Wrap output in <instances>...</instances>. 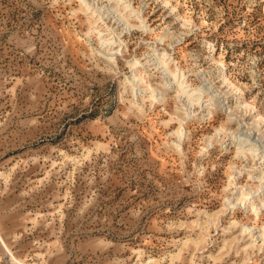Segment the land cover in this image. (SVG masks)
<instances>
[{
    "label": "rangeland",
    "instance_id": "rangeland-1",
    "mask_svg": "<svg viewBox=\"0 0 264 264\" xmlns=\"http://www.w3.org/2000/svg\"><path fill=\"white\" fill-rule=\"evenodd\" d=\"M87 1L0 0V264H264V0Z\"/></svg>",
    "mask_w": 264,
    "mask_h": 264
},
{
    "label": "bare ground",
    "instance_id": "bare-ground-1",
    "mask_svg": "<svg viewBox=\"0 0 264 264\" xmlns=\"http://www.w3.org/2000/svg\"><path fill=\"white\" fill-rule=\"evenodd\" d=\"M81 4H83V5H85V7H87V9L88 10H93V14H94V16H96L97 18H98V22L101 20V21H103L104 22V19H108V18H110L111 16V14H115L113 17L116 19V21L118 22L117 24H119L121 27H123V29H122V31H128V32H130L132 29H134V27H136L135 25H133L131 22H130V20H128V18H126L125 17V14H123L121 11H119L118 9H116L115 7H114V9H112L111 7L110 8H108L107 10H108V12L106 13L105 11L106 10H104V9H106V8H103V7H100V6H96V5H94V4H91V3H89V1H87V0H81ZM109 2H110V4H111V6H112V4H113V2H115V3H117L120 7H123V9L127 12V14H129V15H131V17L132 18H134V19H136L137 21H139L140 22V25L139 26H137L139 29H145L146 27H145V23H144V18H143V15H142V11H140V10H136L133 6H132V3H131V1L129 0V1H124V0H109ZM113 17H112V19H113ZM131 19V18H130ZM107 25V24H106ZM118 25V26H119ZM119 26V27H120ZM107 27V26H106ZM120 27V28H121ZM114 29V28H113ZM112 29V30H113ZM111 30V31H112ZM98 31V30H97ZM96 31V32H97ZM120 31V30H119ZM100 32V31H99ZM98 32V33H99ZM123 32V33H124ZM100 34V33H99ZM105 34V33H104ZM106 34H108V33H106ZM111 35H113L111 38H108V35L106 36V35H100V40H101V42H102V50H101V52L109 59V60H111V61H115L116 60V58H117V55L120 53V54H122L123 53V44H124V41L122 40V35L121 34H119L118 32H117V30H113L112 31V33H111ZM106 36V37H105ZM110 37V36H109ZM119 47V49L116 51V48H118ZM101 49V48H100ZM104 50L106 51H108V52H111V53H108V54H106L105 52H104ZM155 56H156V60L158 61L157 63L158 64H156V66L157 65H159V66H162L161 68L163 69V73L165 74L166 73V75H169L170 76V78L169 77H167V76H165V77H167V78H169L168 80H169V82L172 84V82H175V84L177 83V85H178V91H177V93H179V97L181 98V97H185L186 99V101H185V103H183V104H185V106H186V108H187V112H188V115L191 113V112H193V110H194V108H195V106H196V104H199L200 102H201V100H202V96H199L198 94H196L195 92H192L191 93V91H188L187 90V87H186V82L184 81V80H182V81H180V77H184V74H182V75H180V77H179V75H178V70H179V68H177V72H175V71H172L171 70V67H170V64L171 63H168V61H169V59H170V56L165 52V53H161V54H155ZM153 60V59H152ZM155 60V59H154ZM139 64L141 65V63H140V61L138 60V61H136L135 62V64H133V66L135 67V69L137 68V65L139 66ZM145 64H143V66H144ZM161 69V70H162ZM137 71V70H136ZM162 73V74H163ZM181 74V73H180ZM164 76V75H163ZM134 77V76H133ZM164 77V78H165ZM138 79V78H137ZM136 79V80H137ZM143 80V78H141V79H138L137 81H142ZM144 81V80H143ZM131 82H135L134 80L133 81H131ZM168 82V81H167ZM168 82V83H169ZM174 84V83H173ZM167 85V84H166ZM165 85V86H166ZM170 86V84L168 85V87ZM202 88V87H201ZM151 89V92L153 93V97L152 98H154L155 100H157L158 98H157V95L155 94L156 93V90L154 89V88H150ZM203 89V88H202ZM133 90H136L135 89V87H134V89ZM204 90V89H203ZM137 91V90H136ZM199 92H203L202 90H200ZM161 96H163V94H161ZM209 100V99H208ZM207 100V101H208ZM213 100V99H212ZM211 100V101H212ZM207 111L209 112V114H211V110L208 108L207 109ZM184 112H186V110L184 111ZM206 116V115H205ZM184 118V117H183ZM183 126V125H182ZM181 126V128L182 129H180V133H179V139L177 140V145L179 146V147H181L182 146V138H183V135H184V133H183V127ZM178 133V132H177ZM246 139V138H245ZM240 140H243V137L240 139ZM248 141V140H247ZM240 142V141H239ZM238 142V143H239ZM257 143L259 144V145H256V150H252L253 152H255V153H259L260 151H261V149H263L264 148V146H263V144H262V140L260 139H258L257 140ZM257 143H255V144H257ZM245 144V143H244ZM248 144V143H247ZM250 144V143H249ZM252 144H254V142L252 143ZM255 144H254V146H255ZM239 151L240 152H244L243 151V146H242V143L240 142V144H239ZM246 146V145H245ZM244 146V147H245ZM253 146V145H252ZM251 148H253V147H251ZM245 150V149H244ZM249 150V149H248ZM251 151V152H252ZM249 152V151H248ZM253 152H252V154H253ZM255 153H254V155H255ZM261 153H263L262 154V158H264V149H263V152L261 151ZM260 153V154H261ZM256 154V156H258ZM263 181V180H262ZM264 185V184H263ZM260 189V188H259ZM263 189V188H262ZM244 192V191H243ZM257 192V191H256ZM244 194V193H243ZM261 195V194H260ZM263 196V195H262ZM246 197V196H245ZM247 198V197H246ZM258 198H260L259 196H258ZM248 199H249V197H248ZM264 200V199H263ZM244 201V200H243ZM241 202V203H239V204H246L245 202ZM235 202V201H234ZM247 202V201H246ZM226 203H229V205H236V204H234L232 201L231 202H226ZM238 204V205H239ZM263 205V204H262ZM245 206V205H244ZM251 206V205H250ZM260 206V205H259ZM252 207V206H251ZM251 207H249V208H251ZM257 207H258V205H257ZM256 206H253V210L252 211H255V213L256 214H259V209L257 208ZM261 208H262V206H260ZM253 228L252 227H250V226H244L243 227V230H242V233H247L251 238H253L254 236H255V234L253 233ZM247 235V236H248ZM261 237H262V239H263V241H264V232H263V234L261 235ZM256 239H259V238H256ZM255 242H256V240H255ZM255 244V243H254ZM3 245H4V247L7 249V251H8V247L6 246V244H4L3 243Z\"/></svg>",
    "mask_w": 264,
    "mask_h": 264
}]
</instances>
